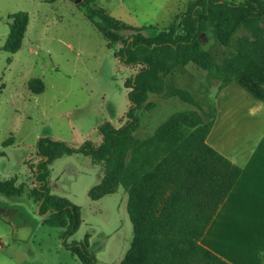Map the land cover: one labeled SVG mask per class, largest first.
<instances>
[{
    "label": "trees",
    "instance_id": "trees-1",
    "mask_svg": "<svg viewBox=\"0 0 264 264\" xmlns=\"http://www.w3.org/2000/svg\"><path fill=\"white\" fill-rule=\"evenodd\" d=\"M76 1V0H70ZM85 17L110 46L136 71L127 77L129 108L126 121L116 127L106 121L98 131L101 142L86 140L80 147L42 137L37 143L38 161L30 194L40 203L43 222L72 235L81 222L80 210L66 197L51 194L47 187L50 165L62 156L81 153L104 173L88 196L99 199L122 187L132 224V242L119 264H232L200 243L205 229L238 179L241 168L206 143L215 113L207 111L187 89L167 83L163 74L189 63L205 71L208 82L222 89L236 83L253 99L264 102V0H190L162 30L154 26L132 27L111 16L96 0L77 3ZM13 20L2 49L20 48L28 23L27 12ZM211 31L228 48L222 57L203 49L202 37ZM29 88L43 92L42 83L31 78ZM150 94L177 98L195 109L178 111L145 138L134 135L139 126L135 111ZM150 104V105H148ZM145 104L151 108V103ZM0 192L20 195L24 185L16 179L0 181ZM64 245L82 264H95L89 253L88 235L81 242ZM264 264V256H262Z\"/></svg>",
    "mask_w": 264,
    "mask_h": 264
},
{
    "label": "rangeland",
    "instance_id": "rangeland-1",
    "mask_svg": "<svg viewBox=\"0 0 264 264\" xmlns=\"http://www.w3.org/2000/svg\"><path fill=\"white\" fill-rule=\"evenodd\" d=\"M189 1L96 3L132 27L154 26L147 30L154 33L183 12ZM77 3L0 0V181L15 178L16 185H24L20 195L0 192V264H82L64 242H81L86 235L95 264H119L132 242L125 190L119 187L99 199L89 198V189L99 183L104 169L88 156L74 153L55 159L47 178L51 194L66 197L79 207L81 222L72 235L63 238V228L45 224L46 214L39 213L38 203L30 194L37 184L34 173L40 160L36 153L40 138L49 137L72 147H80L86 140L98 145L100 124L108 121L119 127L126 121L129 101L124 82L136 67L122 62L116 53L120 44L108 45ZM17 12H27L28 23L20 48L10 53L2 47L13 22L9 16ZM202 47L216 57L228 50L211 31L202 37ZM178 68L182 74H163L165 81L187 88L202 107H208L214 91L207 87L205 72L192 63ZM185 75L191 87L183 85ZM31 78L42 83L43 92L34 93L29 88ZM209 84L215 86L216 82ZM148 103L151 108L145 106ZM145 104L135 111L139 126L134 135L138 138L152 134L173 113L194 109L160 94H150Z\"/></svg>",
    "mask_w": 264,
    "mask_h": 264
},
{
    "label": "crops",
    "instance_id": "crops-1",
    "mask_svg": "<svg viewBox=\"0 0 264 264\" xmlns=\"http://www.w3.org/2000/svg\"><path fill=\"white\" fill-rule=\"evenodd\" d=\"M180 70L182 69L175 68L172 72L182 74ZM184 77L186 79L183 85L189 87V76ZM170 84L176 83L172 81ZM207 87L214 91V100L209 101L208 107H201L214 111L215 118L205 141L239 166L241 173L205 229L200 243L232 264H262L264 102L253 99L234 82L222 89H218V82L215 86L208 83ZM248 96L260 103L252 102Z\"/></svg>",
    "mask_w": 264,
    "mask_h": 264
},
{
    "label": "water",
    "instance_id": "water-1",
    "mask_svg": "<svg viewBox=\"0 0 264 264\" xmlns=\"http://www.w3.org/2000/svg\"><path fill=\"white\" fill-rule=\"evenodd\" d=\"M78 1H79V0H76L75 3H77ZM39 206H40V203L38 204V208H39Z\"/></svg>",
    "mask_w": 264,
    "mask_h": 264
}]
</instances>
